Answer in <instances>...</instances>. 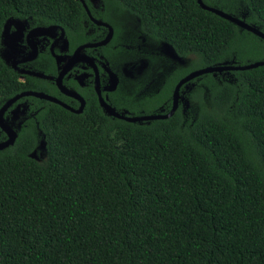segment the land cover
Instances as JSON below:
<instances>
[{
	"label": "trees",
	"instance_id": "16d2710c",
	"mask_svg": "<svg viewBox=\"0 0 264 264\" xmlns=\"http://www.w3.org/2000/svg\"><path fill=\"white\" fill-rule=\"evenodd\" d=\"M202 1L264 32V0ZM86 2L115 31L109 44L86 49L97 63L111 62L130 35L114 15L188 59L158 68L142 100H133L137 86L124 94L134 104H115L123 115L168 112L176 83L194 70L264 60L262 38L197 0ZM14 19L65 31L68 55L104 40L107 28L81 0H0V108L28 90L76 108L4 59ZM84 81L81 112L25 96L5 113L16 139L0 150V264H264V65L201 74L181 86L172 116L139 122L109 114L92 78ZM63 83L75 89L74 77Z\"/></svg>",
	"mask_w": 264,
	"mask_h": 264
},
{
	"label": "flooded vegetation",
	"instance_id": "af4514ba",
	"mask_svg": "<svg viewBox=\"0 0 264 264\" xmlns=\"http://www.w3.org/2000/svg\"><path fill=\"white\" fill-rule=\"evenodd\" d=\"M94 4L96 5V3ZM89 11H90V14L88 10L86 9V12L90 20L96 25L107 28L108 30L107 32L109 33L108 26L97 23V21L105 22V23H108V22L102 20L101 18L99 19L95 17L90 7H89ZM47 29L48 30L45 29L46 31L45 30H41V31L35 30L33 29V27H31V24L29 23V21L23 22L18 19H14L8 22V27L6 30V34H4L3 40L4 39L6 40L5 42L7 46V51H9L10 54L8 57H5V59L10 66L19 68L21 70V74L19 76L20 79L25 80L26 76L30 75V76H34V77H38L39 79H42L43 80L42 82L45 85H55L61 93L73 99V102L77 105V107L76 108L72 106L71 107L77 110L78 108H80L82 102L78 99V97H73L71 95L64 93L57 84V78L59 77V74L62 72V69L64 68L66 62L73 56L74 52L78 50V47L83 44H80V45L77 44L76 48L72 51V53L68 55L66 51L69 47V43L67 39L65 38V33L64 34H62L63 32L59 33V31L55 27L51 29L50 28H47ZM42 32H45V33H42ZM48 33H51L50 35L52 37L47 36ZM33 41L35 43H33ZM14 46L16 47V50H13ZM86 49H83L81 51V54L92 58L90 55H88L85 52ZM11 55L14 61L11 60ZM93 61L95 62L97 68H95V66L88 61H85V60L77 61L73 65V67L69 70V72L63 77V80H62V83H63L66 77L69 79L74 77L75 89L74 90L70 89V90L81 95L85 100V105H86V99L80 93L78 88L83 89L86 87L84 78H87V79L92 78L93 89L96 92L98 96V100H99V95L96 90V76L97 75L99 76V87H100L102 96L104 97L106 102L110 106H112L115 110H116L115 104H117L122 109H126L134 104L133 100L135 101H137V99L142 100V97L144 95L141 96V94L138 93V90L136 91V94L133 97V100L132 98L126 97V95H124V94H130L132 90L136 88V86L132 87L131 86L132 81H126V79H123L122 81L120 77H118L119 75L116 76L115 75L116 72L113 70V66L111 62L97 63L94 59ZM83 63H86L89 67H86L85 65H83ZM109 69L113 72V74L116 77V83L114 85H113V79L111 76L112 74L110 73ZM116 111L118 112V110Z\"/></svg>",
	"mask_w": 264,
	"mask_h": 264
},
{
	"label": "water",
	"instance_id": "95a60500",
	"mask_svg": "<svg viewBox=\"0 0 264 264\" xmlns=\"http://www.w3.org/2000/svg\"><path fill=\"white\" fill-rule=\"evenodd\" d=\"M83 5L86 7V9L88 10L89 14V7L86 3V0H81ZM198 4L203 8L206 9L208 11H211L215 14H217L218 16L229 20L230 22L236 24L237 26H239L242 29H245L253 34H255L256 36L262 38L264 40V32L262 30H260L258 27L251 25L247 22H245L243 19L238 18L236 16H233L231 14H228L218 8L215 7H211L206 5L202 0H197ZM98 24H103L105 26H108L109 28V33L107 35V37L100 41V42H96V43H85L83 45H80L78 47V50L74 52L73 56L66 62L64 68L62 69V72L59 74V77L57 78V84L58 86L61 88V90L68 94L71 95L73 97H78V99L82 102L80 108H78L77 110L72 108L71 106H69L68 104H66L64 101H62L61 99L52 96L50 94H47L45 92L42 91H33V90H28V91H24L22 93H19L17 95H15L14 97L10 98L9 100H7L5 102V104L0 108V127L6 132V134L8 135V139L6 141L0 142V150L6 148L7 146H9L10 144H12L15 139H16V134L13 131V129L11 127H9L4 119L5 113L7 112V110L17 101L19 100L21 97H25V96H35V97H39L42 99H46L55 103H58L60 105H62L63 107L73 110L75 112H81L83 110V108L85 107V100L84 98L77 94L76 92L66 88L63 83V77L69 72V70L73 67V65L79 61V60H85L88 61L90 63H92L95 68L96 64L93 61L92 58L86 56V55H82L81 51L83 49L86 48H93V47H99L102 45H106L108 44L113 36H114V29L111 25H109L108 23L105 22H100L97 21ZM22 24V23H21ZM23 25V24H22ZM8 27V23L5 26V30H4V34H6V30ZM48 30V29H46ZM45 30V31H46ZM37 32V31H36ZM45 33V32H42ZM65 31H63L62 34H64ZM259 65H264V60H259V61H255L249 64H245V65H241V66H235V65H218V66H207V67H203L197 70H194L190 73H188L187 75H185L184 77H182L175 85L174 90L172 92V105L171 108L168 112L164 113V114H145V115H134V116H127V115H123L119 112H117L112 106H110L106 100L104 99V97L102 96L100 87H99V76H96V90L97 93L99 95V101L101 103V105L105 108V110L116 117H119L121 119H124L126 121L129 122H139V121H148V120H154V119H164V118H168L170 116L173 115V113L176 111L177 107H178V102H179V98H180V94H179V90L181 88V86L186 83L187 81L201 75V74H205V73H212V72H222V71H228V70H244V69H251L254 67H257ZM110 70V69H109ZM110 73L112 74V79H113V85L116 83V77L113 74V72L110 70Z\"/></svg>",
	"mask_w": 264,
	"mask_h": 264
},
{
	"label": "rangeland",
	"instance_id": "374dc122",
	"mask_svg": "<svg viewBox=\"0 0 264 264\" xmlns=\"http://www.w3.org/2000/svg\"><path fill=\"white\" fill-rule=\"evenodd\" d=\"M114 18L121 22L122 28L124 27L125 34H130L129 36L122 35L120 38V43L123 49L111 60L113 70L119 75L120 79H126V81H132V87L137 86L138 93L145 95L149 86L153 84L154 78L157 75V69L166 66H175L176 63H185V60L178 57L172 49L164 43H156L151 39H145L140 37L138 34L139 28L136 21L130 20L128 15L116 16ZM48 33L47 36H51ZM6 40L4 39L2 53L4 57L9 56V51H7ZM33 43H35L33 41ZM16 50V47H13ZM148 55L154 59L156 62H150L145 56ZM5 59V58H4ZM6 60V59H5ZM9 60V58H8ZM11 60L14 61L11 55ZM10 60V61H11ZM180 100V98H179ZM183 105L185 108L193 109L194 106L190 105L187 99H183ZM191 114L188 111V114ZM40 154V155H39ZM42 152H37L35 155L41 158Z\"/></svg>",
	"mask_w": 264,
	"mask_h": 264
}]
</instances>
